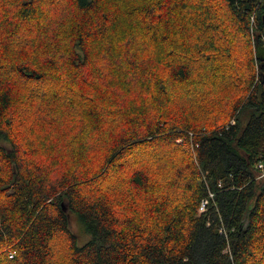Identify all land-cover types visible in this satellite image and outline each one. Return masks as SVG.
<instances>
[{
    "label": "trees",
    "instance_id": "trees-1",
    "mask_svg": "<svg viewBox=\"0 0 264 264\" xmlns=\"http://www.w3.org/2000/svg\"><path fill=\"white\" fill-rule=\"evenodd\" d=\"M263 36L264 0H0V264H264Z\"/></svg>",
    "mask_w": 264,
    "mask_h": 264
},
{
    "label": "built area",
    "instance_id": "built-area-1",
    "mask_svg": "<svg viewBox=\"0 0 264 264\" xmlns=\"http://www.w3.org/2000/svg\"><path fill=\"white\" fill-rule=\"evenodd\" d=\"M264 42V36L262 37ZM256 168L258 169V174L256 175L258 177H264V161L260 160L256 163ZM212 195V193H210ZM207 199H202L199 205L200 209H204L206 205Z\"/></svg>",
    "mask_w": 264,
    "mask_h": 264
},
{
    "label": "rangeland",
    "instance_id": "rangeland-1",
    "mask_svg": "<svg viewBox=\"0 0 264 264\" xmlns=\"http://www.w3.org/2000/svg\"><path fill=\"white\" fill-rule=\"evenodd\" d=\"M252 27V26H251ZM251 31H253V29L251 28ZM41 94L43 92H46V88H41ZM261 178V177H260ZM259 179V178H258ZM71 224H72V227L73 229L77 232V235H78V238H79V241L81 242L83 239H84V235L80 232V228L77 224V221H76V218L74 215H71Z\"/></svg>",
    "mask_w": 264,
    "mask_h": 264
}]
</instances>
